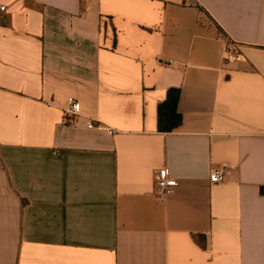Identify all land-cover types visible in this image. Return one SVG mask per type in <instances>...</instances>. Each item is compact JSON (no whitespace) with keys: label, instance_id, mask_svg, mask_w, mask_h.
<instances>
[{"label":"crops","instance_id":"crops-1","mask_svg":"<svg viewBox=\"0 0 264 264\" xmlns=\"http://www.w3.org/2000/svg\"><path fill=\"white\" fill-rule=\"evenodd\" d=\"M0 264H264V0H0Z\"/></svg>","mask_w":264,"mask_h":264},{"label":"built area","instance_id":"built-area-1","mask_svg":"<svg viewBox=\"0 0 264 264\" xmlns=\"http://www.w3.org/2000/svg\"><path fill=\"white\" fill-rule=\"evenodd\" d=\"M28 2H36L38 0H24ZM2 11L6 10V7L1 8ZM239 46L231 41L227 42V47L225 49V57L227 60L231 61L233 59L239 58ZM169 64H173V61H169ZM80 113V103L74 99H69V110L68 114L71 116H78ZM89 127L91 129H104L103 126H96L94 123H90ZM224 178L223 171H213L210 176L212 183H220ZM177 186V183L170 178V173L168 168L160 170L157 174V194L161 199H165L171 196L174 193V189Z\"/></svg>","mask_w":264,"mask_h":264},{"label":"trees","instance_id":"trees-1","mask_svg":"<svg viewBox=\"0 0 264 264\" xmlns=\"http://www.w3.org/2000/svg\"><path fill=\"white\" fill-rule=\"evenodd\" d=\"M176 111V93L171 91L169 93L167 101L161 105V112H163V117L170 118Z\"/></svg>","mask_w":264,"mask_h":264}]
</instances>
